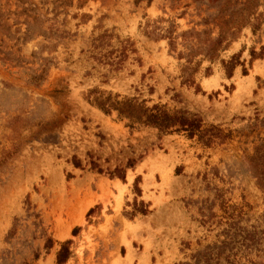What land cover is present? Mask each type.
<instances>
[{"label": "rangeland", "instance_id": "rangeland-1", "mask_svg": "<svg viewBox=\"0 0 264 264\" xmlns=\"http://www.w3.org/2000/svg\"><path fill=\"white\" fill-rule=\"evenodd\" d=\"M93 89L230 138H159ZM263 169L264 0H0V264H57L67 240L63 264H194L224 231L264 264Z\"/></svg>", "mask_w": 264, "mask_h": 264}, {"label": "trees", "instance_id": "trees-1", "mask_svg": "<svg viewBox=\"0 0 264 264\" xmlns=\"http://www.w3.org/2000/svg\"><path fill=\"white\" fill-rule=\"evenodd\" d=\"M106 34V33H105ZM102 34L99 36V42H102L108 35ZM222 39L220 35L214 40L217 46H221ZM97 48V46H96ZM125 47L122 48L121 52L124 53ZM232 62V59H231ZM232 63H229L231 65ZM43 71V69H42ZM41 79V77H38ZM88 103L105 115H111L115 112L119 119H124L129 123V127L135 125L139 127H146L154 129L157 132V136L160 138L165 135H170L174 132L183 133L187 139L196 138V141L205 146L211 147L215 143H223L230 138V133H224L219 127L212 124L207 126L204 125L202 119L194 113H191L183 109L169 110L165 105L155 104L148 108L143 102H138L135 98H119L118 95H112L110 93L105 94L97 89L90 90L87 96ZM75 167H78V163L73 162ZM132 162L128 161L126 164L127 168L132 167ZM91 166L95 168V164L91 163ZM100 172L99 169H97ZM264 172V169L262 170ZM111 175L116 176L120 180L124 179L123 170L115 168ZM138 177L135 179L136 183ZM91 212V210L89 211ZM141 214H145V211H140ZM229 227L236 226L235 223H229ZM235 228V227H234ZM75 228L73 233L76 232ZM235 230V229H234ZM224 239L206 245L202 250L197 251L193 255L194 264H237L235 261L236 254L231 253L232 249H235L237 244L236 232L229 234L228 231H224ZM253 243L251 236L245 235L243 238V246L250 248V244ZM70 241H64L59 244L60 248L56 253V263L63 264L70 257L71 253L69 250ZM256 244H258L256 242ZM251 264H256L250 261Z\"/></svg>", "mask_w": 264, "mask_h": 264}, {"label": "bare ground", "instance_id": "bare-ground-1", "mask_svg": "<svg viewBox=\"0 0 264 264\" xmlns=\"http://www.w3.org/2000/svg\"><path fill=\"white\" fill-rule=\"evenodd\" d=\"M205 84H208V83L205 82ZM206 86H207V85H206ZM206 88H208V87H206ZM130 177H131V176H130ZM129 180H130V179H129ZM130 182H131V181H130ZM118 186H119V184H118ZM116 187H117V186H116ZM119 187H120V186H119ZM123 189H124V188H122L121 190H123ZM120 193H122V192H120ZM120 193H119V194H120Z\"/></svg>", "mask_w": 264, "mask_h": 264}]
</instances>
